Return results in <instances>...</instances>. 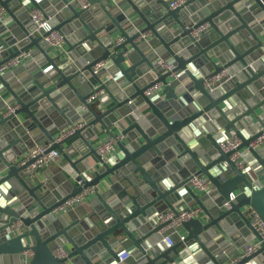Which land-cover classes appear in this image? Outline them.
Returning a JSON list of instances; mask_svg holds the SVG:
<instances>
[{
	"label": "clouds",
	"instance_id": "1",
	"mask_svg": "<svg viewBox=\"0 0 264 264\" xmlns=\"http://www.w3.org/2000/svg\"><path fill=\"white\" fill-rule=\"evenodd\" d=\"M264 0H0V264H264Z\"/></svg>",
	"mask_w": 264,
	"mask_h": 264
},
{
	"label": "water",
	"instance_id": "2",
	"mask_svg": "<svg viewBox=\"0 0 264 264\" xmlns=\"http://www.w3.org/2000/svg\"><path fill=\"white\" fill-rule=\"evenodd\" d=\"M255 195L258 203L264 202V191L257 192Z\"/></svg>",
	"mask_w": 264,
	"mask_h": 264
}]
</instances>
